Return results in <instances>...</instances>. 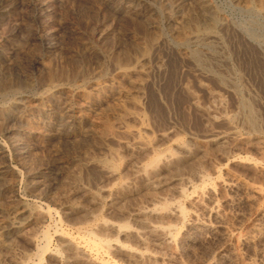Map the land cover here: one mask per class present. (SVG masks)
<instances>
[{
    "label": "rangeland",
    "instance_id": "obj_1",
    "mask_svg": "<svg viewBox=\"0 0 264 264\" xmlns=\"http://www.w3.org/2000/svg\"><path fill=\"white\" fill-rule=\"evenodd\" d=\"M251 185L264 188V0H0V264H264ZM153 207L168 212L139 214ZM91 236L146 257L96 258Z\"/></svg>",
    "mask_w": 264,
    "mask_h": 264
},
{
    "label": "bare ground",
    "instance_id": "obj_2",
    "mask_svg": "<svg viewBox=\"0 0 264 264\" xmlns=\"http://www.w3.org/2000/svg\"><path fill=\"white\" fill-rule=\"evenodd\" d=\"M217 75V74H216ZM249 106V105H248ZM253 110V109H252ZM254 111V110H253ZM251 117H253V116H251ZM255 118V117H254ZM216 140V139H215ZM224 140V139H223ZM183 144V143H182ZM182 145H180V147H181ZM206 148V147H205ZM185 149V148H184ZM160 152V151H159ZM188 153V152H187ZM169 154V153H168ZM172 154H174V153H172ZM160 156H161V154H160ZM155 158V159H154ZM158 156H157V158L156 157H153V160H152V162H150L147 166H149V167H151V168H154L153 170H156L157 169V167H156V162H159L158 161ZM170 160V159H169ZM149 162V161H148ZM121 163V162H120ZM114 164V163H113ZM117 166V165H116ZM156 167V168H155ZM161 167V166H160ZM140 168H142V167H140ZM144 170V169H143ZM140 171H141V169H140ZM139 171V172H140ZM144 172V171H143ZM148 174V173H147ZM144 175V174H143ZM151 176V175H150ZM202 178V176L200 177V179ZM120 179H121V177H120ZM151 180V179H150ZM160 180V179H159ZM189 181V180H188ZM208 181V180H207ZM217 181V180H216ZM206 183V182H205ZM204 183V184H205ZM223 183V182H222ZM244 186V185H243ZM242 187V186H241ZM245 187V186H244ZM197 188V187H196ZM195 189V188H194ZM198 189H200V188H198ZM231 189V188H230ZM105 190V189H104ZM235 190V189H234ZM246 190H247V192L249 191L250 193H251V195H254V196H257V198L258 197H263L264 198V188H262V187H260V186H249V187H246ZM195 191V190H194ZM200 191V190H199ZM201 191H204L206 194H207V198H208V204L210 205L211 204V199H213V198H211V196L213 195L212 194V191H213V189L211 188V186L209 187V185H208V187H204V189L203 190H201ZM203 192V193H204ZM194 193V192H193ZM198 193H200V192H198ZM202 193V194H203ZM184 194V193H183ZM186 196V195H185ZM213 197V196H212ZM115 198V197H114ZM200 198V197H199ZM206 199V198H205ZM187 201V200H186ZM178 203V202H177ZM215 203V202H214ZM194 204V203H193ZM212 204H213V201H212ZM171 205V204H170ZM206 205V204H205ZM209 207V206H208ZM33 208V207H32ZM35 208V207H34ZM167 207H165V208H161V209H159V208H155V207H153V208H147V209H145V210H141V211H139V214L141 215V217H143V218H146V217H149V216H152V215H156L157 213H159V212H168V209H166ZM188 208V207H187ZM214 208V207H213ZM37 209V208H36ZM35 210V209H34ZM172 212H170V213H173L176 217H177V219L180 221V222H182V224H183V222H184V219H185V216H187L186 215V213L185 212H187L186 210H184L183 208H182V205L180 206V204H176V205H174L171 209H170ZM211 211V210H210ZM203 212V211H202ZM40 214H42L41 212H39ZM38 213V214H39ZM190 213V212H189ZM36 214H37V212H36ZM40 214L38 215V216H40ZM44 214V213H43ZM138 214V213H137ZM138 214V215H139ZM10 215V214H9ZM133 215V214H132ZM41 216H43V215H41ZM189 216V215H188ZM17 217V216H16ZM192 217H193V219H192V225H193V227H194V229L195 228H198L199 229V227L200 228H202V227H208V226H206V225H204L203 223H198L197 221H196V218H195V215H193L192 214ZM191 217V218H192ZM200 217V216H199ZM15 218V217H14ZM261 218V217H260ZM98 220V219H97ZM145 220V219H144ZM143 220V221H144ZM13 221V220H12ZM142 221V222H143ZM102 222V221H101ZM160 222V221H159ZM109 223V222H108ZM146 223V222H145ZM149 223V222H148ZM155 223V222H154ZM19 224V223H18ZM95 224V223H94ZM101 224V223H100ZM97 225V224H96ZM95 225V226H96ZM149 225V224H148ZM147 225V226H148ZM98 226H100V225H97L96 227H98ZM150 226V230H151V232H153V233H156V234H158L160 237H163L164 239H166V241L167 242H169V243H171V242H174V241H176V236H177V231H176V229L173 227H171V228H169V226H167V227H163V226H159V225H149ZM16 227V226H15ZM101 228H103V227H105V228H107V229H110L111 231H113V232H115L116 234H117V237H119V236H125L126 235V233L129 231V233L131 232L130 230H128L127 232H125V231H123V230H121V226H116V225H113V224H107V222H105V223H102V225L100 226ZM146 227V226H145ZM175 227H177V226H175ZM209 228V227H208ZM82 229V228H81ZM84 230V229H83ZM87 230V229H86ZM86 232V231H85ZM89 232V231H88ZM91 232V231H90ZM89 232V233H90ZM179 232L180 231H178V235H179ZM87 233V232H86ZM103 233V232H102ZM135 234L134 235H136V236H140L139 234H138V231L136 232H134ZM152 233V234H153ZM200 233V232H199ZM128 234V233H127ZM44 235V234H43ZM46 235V234H45ZM84 235H88V234H84ZM91 235H93V233L91 234ZM239 235V234H238ZM65 236V235H64ZM90 236V235H89ZM94 236V235H93ZM93 236H91L92 238H88V237H85V238H88L87 240H85V242H84V244H82L84 247H85V249L86 248H88V249H90V250H94V251H96V252H94L95 253V257L97 258V253H98V251H102V250H109V249H121V250H125V251H127L128 253H129V257L131 256V258H132V260L133 261H136V262H140V261H142L145 257H146V253L145 252H143V251H141L140 249H133V248H129V247H127V246H125V245H122V244H119L118 242H109V241H103L102 239L101 240H97V239H95V237H93ZM103 236V235H102ZM231 236V235H230ZM62 237V236H61ZM69 237V236H68ZM179 237V236H178ZM228 237V236H227ZM46 238V237H45ZM45 238H43V239H45ZM47 238H49V236H47ZM65 238V237H64ZM67 238V237H66ZM73 238V237H72ZM72 238H70V239H65L66 240V244H67V246H69L70 248H71V250L75 253V254H78V255H83V257H84V255H85V249H84V247L83 246H81L80 245V243L79 242H75ZM75 239V238H74ZM81 239H83V237L81 238L80 237V240ZM98 239H100V238H98ZM118 239V238H117ZM163 239V240H164ZM45 240H48V239H45ZM79 240V239H78ZM105 240V239H104ZM141 240V239H140ZM83 241V240H82ZM117 241V240H116ZM46 243H47V241H46ZM36 244V243H35ZM64 244V243H63ZM146 244V243H145ZM46 245V244H45ZM237 245V244H236ZM40 246V245H39ZM233 246V245H232ZM65 247V246H64ZM66 248H68V247H66ZM41 249V248H40ZM89 250V253L91 252ZM168 250V249H167ZM170 250V249H169ZM104 251V252H105ZM148 251V250H147ZM225 252V251H224ZM66 253V252H65ZM102 253V252H101ZM106 253V252H105ZM171 253V252H170ZM41 254H42V252H41ZM92 255V254H91ZM237 255V254H236ZM86 256H88V255H86ZM85 256V257H86ZM234 256V255H233ZM86 258H89V259H92V256H91V258L90 257H86ZM96 260V259H95ZM95 260H93V261H95ZM97 261V260H96ZM103 262V261H102ZM101 262V263H102ZM100 263V264H101ZM211 262H209V263H206V264H210ZM103 264H105V263H103Z\"/></svg>",
    "mask_w": 264,
    "mask_h": 264
}]
</instances>
